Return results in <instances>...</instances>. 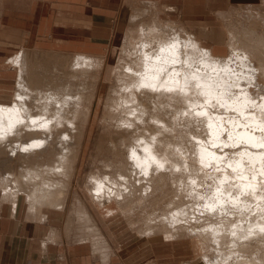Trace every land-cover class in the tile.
<instances>
[{
	"label": "rangeland",
	"instance_id": "1",
	"mask_svg": "<svg viewBox=\"0 0 264 264\" xmlns=\"http://www.w3.org/2000/svg\"><path fill=\"white\" fill-rule=\"evenodd\" d=\"M158 14L160 12L155 10L154 5L142 3L131 18L127 38L108 58L85 54H54L31 49L19 52L26 61L22 66L23 82L26 77L33 81L30 84L32 95L27 100L30 104L45 103L44 95L57 87V83L51 80L63 79L75 73L73 66L78 57L79 60L90 57L95 61H92V67L87 73L88 81L82 84L83 101L73 102L76 107L74 110L81 111L72 123L70 134L74 146L69 160L64 164L67 173L63 178H58L62 187H58L57 191L61 190L63 196L58 198L57 205L63 208L56 210H63L71 216V222L75 218L78 223H83L82 226L88 232L95 236L98 234L105 247V238L93 215L96 213L102 217L106 222L104 228L108 225L114 229L123 249L118 257L119 264H264V153H260L261 159L257 161H251L244 154L252 150L264 151V144L260 147L257 144L250 146L237 137L243 129L248 130L247 133H259L264 140V127L260 126L264 124L262 97L257 95L253 103L245 106L246 109L240 113L234 106L226 109L216 99L208 101L200 90H193L188 94L191 103H194L193 107H189L187 100H179L182 97L177 100L179 103L167 98L160 99L161 102H147L150 105L141 102L149 106V110L152 109V114L154 111L159 112L156 115L163 119L162 124L158 125L154 118H150L151 121L146 117L137 122V127H134L136 130L124 125L129 115L123 112L119 104L123 105L121 97L125 98L129 94L126 88L138 76L129 73V66L138 71L143 66L142 61L145 59L141 52L144 42L153 43V51L158 52L159 39L167 42L175 39L177 34L195 36L188 31L190 28L184 20L181 23L174 22L159 18ZM215 18L226 31L227 38L224 54L213 51L211 47L214 56L230 61L236 59V56L230 57L233 51L235 54L247 51L249 59L259 70L255 82L264 85V0L255 4L237 5L227 12L219 13ZM11 60L9 62L18 70L19 78L20 66H15ZM78 74H82V71ZM45 77L49 78L50 91H47L43 82L38 81L45 80ZM253 88L252 92L255 90ZM235 90H239V87ZM151 91L149 94H153ZM20 92L17 84L12 99L1 103L11 105ZM204 110L207 113L202 114ZM252 119L255 123H251ZM231 121L233 124H230ZM163 124L165 126L162 127ZM253 124L256 127H252ZM212 126L218 132L221 131L219 139L223 144L215 145ZM57 131L61 134L60 129ZM31 135L27 133L26 139ZM138 138L147 141L155 138L158 141H155L157 153L166 155L169 161L166 160L170 162L165 169L153 170L151 177H145L130 159L131 151L138 145ZM205 146L218 153L217 161L212 160L205 165L198 161L199 147ZM11 150L12 146L1 144L0 158L8 161ZM54 155V159H51L60 162L61 156L57 153ZM51 159L44 165L41 163L44 160L39 162L35 156L21 159L22 168L9 163L6 170L12 173L11 177L16 180L20 190L35 198L34 188L39 191L45 189L44 181L52 183V173L45 167L54 168L55 163ZM241 160L243 164L234 167ZM94 178L106 184L104 198L96 196ZM243 182L254 183L255 190L243 189ZM220 191L222 194H219ZM218 194L223 199L226 197L223 204L218 202ZM212 202H216L214 208L209 206Z\"/></svg>",
	"mask_w": 264,
	"mask_h": 264
},
{
	"label": "crops",
	"instance_id": "2",
	"mask_svg": "<svg viewBox=\"0 0 264 264\" xmlns=\"http://www.w3.org/2000/svg\"><path fill=\"white\" fill-rule=\"evenodd\" d=\"M257 1L0 0V103L17 91L18 70L9 61L21 50L108 58L144 3L154 5L159 18L184 20L188 31L224 54L227 33L215 17ZM29 198L15 180L4 184L0 176V264H119L123 249L102 217L93 215L107 247L63 210Z\"/></svg>",
	"mask_w": 264,
	"mask_h": 264
},
{
	"label": "bare ground",
	"instance_id": "3",
	"mask_svg": "<svg viewBox=\"0 0 264 264\" xmlns=\"http://www.w3.org/2000/svg\"><path fill=\"white\" fill-rule=\"evenodd\" d=\"M177 35L178 36L175 39L170 41L168 40L169 42H162V39H159L160 41L157 39L159 42L158 52L153 51V43H151L150 41L144 42L141 53L144 57L143 59L145 60L142 61V68L140 69V71H138L135 70L134 67L132 68L129 66V73H132V75L136 74L138 76L137 78L133 79L132 85L128 84L126 89L129 90V94L125 98L121 97V101L123 99V105L119 104V106L123 109V112L129 115V117L127 115L128 119H126V123H124V125L128 129L137 127V122L139 123V121L144 120L146 117H149V119L154 118V122L158 125L162 124L163 119H161L159 115H156V113L158 114L159 112L154 111L155 113L153 112V114L155 116H153L152 109L149 110V106H147L150 104H147V102H161L160 99L162 98H167L170 101L177 102L179 97H182L183 99L181 98L179 100H187V102H189L190 104L189 107H193L194 103H191V97L188 96V94L190 95L193 90H200L201 93L206 96V99L208 101L216 99L222 107H225L226 109L235 107L239 109L240 113L244 111L243 109L245 108V106L253 103V101L255 100L254 98L257 95L258 97L260 96L264 99V85H260L255 82L256 74H258L259 70H257L252 61L249 59V54L246 50V53H244L243 51L238 54L233 53L234 51L231 53L230 40V57L236 56V59L227 61L225 60V58L215 57L212 52V48L209 46H205L202 42L198 41L195 36L190 37L187 35L183 36L182 34ZM231 44L233 45V43ZM234 46L235 45H233V47ZM92 61L93 60L90 57L80 58V60L78 57L75 66H73L75 67V73H71L70 75L65 76L63 79L62 77L52 80L50 79L51 81H55V83H57V87L55 86L54 88L56 89L53 91L57 93L53 94V92H47V94L44 95L46 98L45 103L36 102L35 104H30L27 100L28 97L31 98L32 95L30 93V84H32L33 81L28 77H26L24 82L22 79L24 73L22 66H24L26 61L22 53L17 54L16 57L11 60V62L15 66H20L17 84L21 92L19 93L18 97L16 96L17 98L11 105L0 103V145L5 144L8 147L12 146L8 161H5L4 159L3 161L0 158V168H2L1 180L4 181V184H8L14 180L11 177L12 173L6 170V167L9 163H13L14 166L22 168L21 159L26 160V158L30 159L31 157L35 156L36 158H38L39 162L44 160V163L41 162L44 165L45 163L49 162V159L55 156V153H57L59 157L61 156L59 158L60 162L58 160H52L54 159L52 158V163H55L54 168L45 166L48 172L50 170V172L52 173L50 176V180L52 181V183L49 184L45 183L44 181L43 187L46 190L42 188L39 189L40 192L38 191V188H34L35 198L34 196L30 197V195L28 194V197H30L31 199H34L35 201L37 200L38 205H48L49 207H53L56 209L63 208L60 206V204L57 205L59 203L58 198L63 196L61 190L57 191L58 187H62L60 179L58 178H63L67 173L64 164L67 160H69V156L71 155L70 151H72L71 149H73L74 146L70 134L71 130H73L72 123L74 118H76L81 111L79 109L74 110L76 107H74L73 102H80L81 100L83 101L84 94L81 92L84 83L88 81L87 73L88 71H90L93 62H95ZM234 63L236 64V67L234 66ZM234 68H236L235 71H233ZM79 71H82V74L79 75ZM258 76L260 77V74ZM48 77H45V80L40 79L38 81L43 82L46 85L47 91H50L52 89L49 88L50 81ZM238 87L239 90H235V88L238 89ZM252 87H254L253 89H255L254 92H252ZM142 89L144 90L142 91ZM138 90H140L141 93ZM256 90H258L259 92H255ZM136 91L140 93L141 97L138 96V93ZM150 91L153 94H149ZM231 95L233 97H231ZM142 97L147 100H143ZM141 102H146L147 105H144ZM177 103H179V101ZM33 111H35L36 113H33ZM201 113H207V111L204 110V112L202 111ZM71 116L73 117L72 119ZM220 119H222V117ZM223 119H225V117ZM253 119L251 123L254 122ZM216 120L218 121V119ZM250 120L249 122L247 120V123H250ZM259 123H261V121ZM230 124H233L232 121ZM161 126L163 127L165 125L163 124ZM253 126H255V124H253L252 127ZM260 126L264 127V124H260ZM59 129L61 130V134H58L57 130ZM211 130L213 131V141L216 143L215 145L223 144L222 140L219 139V132L221 131L218 132V129H216L214 126H212ZM242 130L243 129H241V132H238L237 137L245 140L250 146L251 144H257V146L260 147L264 144V140L262 136L259 135V133L256 134L254 132L255 134H251V132L247 133L248 130H246L247 132ZM137 131H139V129ZM27 133H32L33 135L28 136V139H26ZM126 133L128 134V132ZM164 136H166V134ZM136 141H138V145L131 151L130 159H132L133 163L141 169L140 171L145 175V177H148L149 175V177H151V173L153 172V170L159 171L165 169L166 164L170 163L168 162L169 160L167 159L168 157L166 155L161 156L157 153V148L155 146L156 142L158 141H156L155 138H152L150 140L148 139V141L144 138H138ZM236 141H238V139ZM255 147L256 146H254V148ZM252 151L251 153H244L249 156L248 158L251 161H257L261 159L260 153H264L262 149L261 151ZM198 157V161L203 165L209 163L212 160L217 161L219 159L218 153L212 150H208L206 146L199 147ZM242 164L243 162L241 160L234 167H240ZM176 166L178 165L176 164ZM121 177H123V175H121ZM27 179H29V177ZM94 181L97 185V188H95L96 196L102 198L104 195L105 197L107 191L106 184H104L103 181L98 178H94ZM253 184L254 183L251 182H243V189L245 188L246 190H255L256 185L253 186ZM219 194H222L221 191L219 192ZM219 194L218 202H222L221 204H223V201L226 199V197L225 199H223V197ZM56 198L57 200H55ZM215 204L216 202H212L209 204V206H211V208H214Z\"/></svg>",
	"mask_w": 264,
	"mask_h": 264
}]
</instances>
